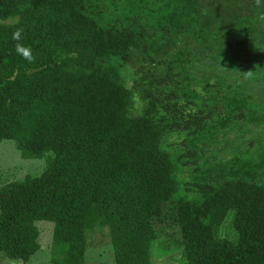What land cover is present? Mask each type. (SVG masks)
<instances>
[{
	"label": "trees",
	"instance_id": "16d2710c",
	"mask_svg": "<svg viewBox=\"0 0 264 264\" xmlns=\"http://www.w3.org/2000/svg\"><path fill=\"white\" fill-rule=\"evenodd\" d=\"M258 11L253 0H0V143L52 153L41 174L0 187V251L26 264L49 220L51 264H86L97 230L113 264L178 249L184 264H264V176L197 179L220 120L263 124ZM221 56L227 83L190 73ZM231 210L235 240L218 234Z\"/></svg>",
	"mask_w": 264,
	"mask_h": 264
},
{
	"label": "rangeland",
	"instance_id": "374dc122",
	"mask_svg": "<svg viewBox=\"0 0 264 264\" xmlns=\"http://www.w3.org/2000/svg\"><path fill=\"white\" fill-rule=\"evenodd\" d=\"M120 1L123 0H118ZM146 8L153 9L161 0H143ZM148 3V4H147ZM148 11V10H147ZM223 58L212 69H198L191 74L204 76L205 73L219 76L223 83L222 75L230 76V71L222 69ZM227 77V78H228ZM229 84V83H228ZM240 91L237 90L235 94ZM248 103L247 97L243 99ZM254 116V115H253ZM252 117V116H251ZM245 124H240L232 119L220 120L215 125L214 131L205 137L211 138L209 147L212 151L206 161L198 180L209 181L224 176H247L259 178L264 176V121L259 124L260 119H252ZM51 152L43 157H30L18 147L14 139H5L0 143V187L11 180L23 179L27 175L41 174L48 163ZM188 198L195 196L186 194ZM234 211L231 210L225 222L218 228V234L229 240L237 239V231L233 225ZM40 230V248L26 264H51L52 241L55 223L49 220H38L36 222ZM90 248L86 264H113L114 249L105 231H94L90 235ZM167 257L153 259V264H184L180 249ZM155 257V258H156ZM0 264H23L19 260L8 257L0 251Z\"/></svg>",
	"mask_w": 264,
	"mask_h": 264
},
{
	"label": "clouds",
	"instance_id": "9594fccd",
	"mask_svg": "<svg viewBox=\"0 0 264 264\" xmlns=\"http://www.w3.org/2000/svg\"><path fill=\"white\" fill-rule=\"evenodd\" d=\"M253 3L257 9L264 8V0H253ZM257 19L264 22V12H257ZM23 29L17 28L12 34V39L17 41L15 48L18 54L22 55L29 62H33L35 57L31 55V49L26 48L20 41L22 40Z\"/></svg>",
	"mask_w": 264,
	"mask_h": 264
}]
</instances>
